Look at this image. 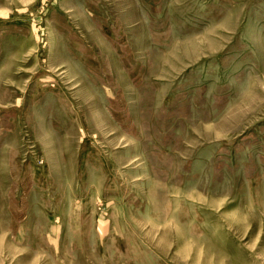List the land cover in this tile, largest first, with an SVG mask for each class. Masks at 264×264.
Segmentation results:
<instances>
[{
	"label": "rangeland",
	"instance_id": "rangeland-1",
	"mask_svg": "<svg viewBox=\"0 0 264 264\" xmlns=\"http://www.w3.org/2000/svg\"><path fill=\"white\" fill-rule=\"evenodd\" d=\"M0 264H264V0H0Z\"/></svg>",
	"mask_w": 264,
	"mask_h": 264
}]
</instances>
